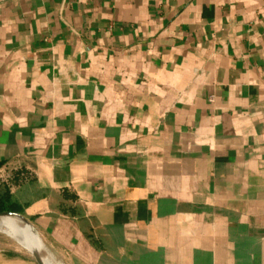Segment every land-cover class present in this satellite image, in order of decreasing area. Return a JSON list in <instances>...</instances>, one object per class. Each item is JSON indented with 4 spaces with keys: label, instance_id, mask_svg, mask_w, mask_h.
Listing matches in <instances>:
<instances>
[{
    "label": "crops",
    "instance_id": "obj_1",
    "mask_svg": "<svg viewBox=\"0 0 264 264\" xmlns=\"http://www.w3.org/2000/svg\"><path fill=\"white\" fill-rule=\"evenodd\" d=\"M0 171L49 264H264V0H0Z\"/></svg>",
    "mask_w": 264,
    "mask_h": 264
},
{
    "label": "bare ground",
    "instance_id": "obj_2",
    "mask_svg": "<svg viewBox=\"0 0 264 264\" xmlns=\"http://www.w3.org/2000/svg\"><path fill=\"white\" fill-rule=\"evenodd\" d=\"M0 232L10 236L21 247L29 250V248L36 249L41 255L46 253L42 241L33 233V230L15 217L0 218ZM45 255V254H44ZM48 256V255H47ZM43 257L45 264H49Z\"/></svg>",
    "mask_w": 264,
    "mask_h": 264
},
{
    "label": "trees",
    "instance_id": "obj_3",
    "mask_svg": "<svg viewBox=\"0 0 264 264\" xmlns=\"http://www.w3.org/2000/svg\"><path fill=\"white\" fill-rule=\"evenodd\" d=\"M19 178L18 175L11 174L8 179L0 180V188L3 189V192L0 194V212L10 211L20 213V207L12 201L10 194L12 186H14L15 181Z\"/></svg>",
    "mask_w": 264,
    "mask_h": 264
},
{
    "label": "rangeland",
    "instance_id": "obj_4",
    "mask_svg": "<svg viewBox=\"0 0 264 264\" xmlns=\"http://www.w3.org/2000/svg\"><path fill=\"white\" fill-rule=\"evenodd\" d=\"M0 252L5 255H15L16 258H20V261L33 260L32 256L23 247L2 232H0Z\"/></svg>",
    "mask_w": 264,
    "mask_h": 264
},
{
    "label": "water",
    "instance_id": "obj_5",
    "mask_svg": "<svg viewBox=\"0 0 264 264\" xmlns=\"http://www.w3.org/2000/svg\"><path fill=\"white\" fill-rule=\"evenodd\" d=\"M3 217H15V218H18L24 224L29 226V223L27 222V220L22 215H20L18 213L10 212V211H1L0 212V218H3ZM25 250L32 256V258H33V260H34V262L36 264H45L41 254L36 249H34L32 247V248H29V250H27V249H25Z\"/></svg>",
    "mask_w": 264,
    "mask_h": 264
},
{
    "label": "built area",
    "instance_id": "obj_6",
    "mask_svg": "<svg viewBox=\"0 0 264 264\" xmlns=\"http://www.w3.org/2000/svg\"><path fill=\"white\" fill-rule=\"evenodd\" d=\"M8 176L4 175L2 171H0V180H6Z\"/></svg>",
    "mask_w": 264,
    "mask_h": 264
}]
</instances>
